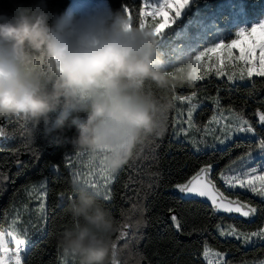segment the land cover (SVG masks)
Instances as JSON below:
<instances>
[{"label":"clouds","instance_id":"1","mask_svg":"<svg viewBox=\"0 0 264 264\" xmlns=\"http://www.w3.org/2000/svg\"><path fill=\"white\" fill-rule=\"evenodd\" d=\"M155 37L123 10L90 5L69 14L50 11L47 0L15 3L0 13V119L21 117L32 137L74 128L77 152L118 174L149 138L166 132L171 102L154 89L194 82L192 59L161 66ZM71 192L60 250L75 264H112L119 226L102 192L79 178Z\"/></svg>","mask_w":264,"mask_h":264},{"label":"trees","instance_id":"2","mask_svg":"<svg viewBox=\"0 0 264 264\" xmlns=\"http://www.w3.org/2000/svg\"><path fill=\"white\" fill-rule=\"evenodd\" d=\"M106 1L108 9L112 10H123L127 2L133 13L134 24L138 25L139 3H133V0ZM199 1L204 0H193L183 16L164 30L161 38L171 35L183 24L188 11ZM69 2V0H47L49 10L56 13H65ZM15 3L29 5L33 0H0V13H11ZM148 22H151V18H148ZM217 41V38L214 39L208 46L216 44ZM157 46L159 52L161 44L157 42ZM159 56L162 60L161 66L165 70H172L185 61L193 59L192 55L175 58L171 52L164 55L159 53ZM173 73L175 75V72ZM218 89L222 97L220 109H228L232 106L236 111H243L244 118L256 129V134L233 138L223 147L194 151L184 141L175 139L170 132L173 111L180 103L173 97L191 95L193 91L198 95L205 94V97L216 96ZM154 92L158 98L171 102L167 113V129L162 137L153 138L158 145L155 147V158L143 159L144 155L151 154L147 147L140 146L136 155L112 181L111 202L102 200L119 226V230L112 236L113 243H118L117 237L120 236L121 226L126 222L125 217L130 218L136 211L134 205H143L145 208L143 216L147 223L143 225L131 246V251L139 264H148V259L153 264H208L204 256L205 244L208 249L225 253V259L231 264H261L264 262V241L245 245L235 238L220 236L219 231L214 227L216 223H222L225 227L229 224H237L244 231L251 232L255 231L257 226H264L260 224L259 219L246 224V221L234 216L213 214L208 205L199 201L195 203L184 201L177 195L164 191L172 188L175 183H183L202 165L215 163L218 169L212 175V179L225 195L232 198L239 196L241 200L252 203L253 206L260 203V198L250 191L226 189L219 180L218 173L232 161L253 150L258 145V139L264 136V124L259 121V114L264 112V77L254 76L246 83L229 84L226 80H216L214 76L209 75L191 84L178 83L174 89L171 88L166 92L159 89H154ZM197 101L200 102L199 99ZM213 103L201 105L196 117H199L200 113L204 119L211 115L213 107L217 108ZM0 126L5 137H8V139L3 137L0 142V231L27 229L32 233L35 227L42 226V232H36L30 237L31 243L27 255L24 256L25 264H59L61 250L58 248L57 240L65 226L71 223L66 208L70 199L68 197L72 196V173L86 172L84 166L87 156L76 155L78 152L71 144L74 128L66 131L59 140H54L56 137L54 134L46 135L41 130L31 138L32 143L29 144L26 143V137L21 135L24 131L22 119L13 118L11 121L0 119ZM34 154L39 158L34 159ZM65 156L70 158L75 168L69 167V161L65 160ZM156 172L160 174L159 186L155 187L153 194L143 199V192L140 191L138 194V190L142 189V182L148 183L149 176ZM2 175H7L9 179L3 180ZM129 177L132 178V182H129ZM42 180L47 181V197L44 200L46 220L41 219L38 211L41 203L38 193L31 191L32 186H38ZM62 192L68 193V196L60 199ZM169 207L179 213L182 221L187 222L185 233L190 230L193 223L198 227H206L207 230L202 234L194 233L191 236L177 232L169 223L172 214L167 211ZM13 221H16L15 225ZM121 259L125 260L123 257Z\"/></svg>","mask_w":264,"mask_h":264},{"label":"snow or ice","instance_id":"3","mask_svg":"<svg viewBox=\"0 0 264 264\" xmlns=\"http://www.w3.org/2000/svg\"><path fill=\"white\" fill-rule=\"evenodd\" d=\"M133 3H139L138 10L139 21L138 25L141 28H152L153 34L157 35L162 32L173 20V13L179 16L181 10L189 3V0H133ZM123 11L128 14L129 20L134 24L133 13L126 2L123 7ZM148 18H151V22H148ZM196 68L194 69L192 79L193 81L203 80L205 76L214 73L217 77L226 76L228 81H245L251 80L254 76L264 77V21L253 24L250 28H241L236 38L230 41H223L204 48L193 59ZM174 76V73H170ZM255 87V83H253ZM175 85L173 86V89ZM181 104L187 103V119L182 118V114L178 113V117L173 123V136L179 137L181 133L185 137H189V128L193 127V113L197 108L198 94L193 91L191 95H180L173 97ZM211 98L217 109H220V101L222 97L219 95V89L215 97H205V99ZM227 111L230 113V122L221 124L220 120L213 117L209 121L208 125H205L203 131L207 134H211L213 137V144L209 145L206 138L200 140L191 139L190 143L193 149L197 152L203 150L206 146H214L215 142L224 144L226 140L235 133H252L256 134V129L252 127L244 118L243 111H236L232 106H229ZM13 118L16 120L22 119L19 116L7 118L11 121ZM259 121L264 124V112L259 114ZM215 123L218 128L213 129L209 125ZM184 124L188 125V128L183 127ZM248 125V126H244ZM200 131L199 128L196 129ZM216 131H219L223 136H216ZM26 137V143H32V135L30 134L27 125L24 122V131L21 133ZM0 137H5V133L0 131ZM59 137H55L54 140H59ZM148 148V152L151 155H144L143 159L155 158V140L149 138L144 144ZM258 148L261 156H264V136L258 139ZM142 151V149H141ZM78 157L86 154L77 153ZM253 152L249 151L247 156L240 157L238 160L232 161L228 166V171L234 173L233 175H226L223 171L220 173V177L228 189H244L250 191L260 198V203L253 206L252 203H244L239 196L236 199H231L220 190L210 178L212 165L205 164L200 167L191 177L187 178L183 183H175L172 187L176 190L175 195L179 196L181 200L197 202L198 198L200 203L210 202L209 208L213 214H238V218H248L246 224L252 223L257 219L260 220V224L264 225V160H261L255 167L252 166L255 161L253 160ZM89 164L87 172L73 171L72 179L79 178L82 182L86 183L91 188L99 189L102 192L105 202L110 203L113 198L111 191V183L115 179L116 174L111 173L99 158H92L86 155ZM34 159H38L39 156L34 154ZM65 160L69 161V167L75 168V164L71 163L70 158L65 156ZM19 163V161H17ZM131 167V166H130ZM3 180H8L7 175H2ZM160 174L158 172L152 173L149 176V182L144 184L142 182V189L138 190L143 192L142 198L146 199L148 195L154 193L155 187L159 186ZM101 180L103 183H101ZM129 182H132V178L129 177ZM127 187V184H125ZM32 192H37L41 201L39 205V213L41 219L46 220L45 204L44 200L47 197V181L42 180L39 185H33ZM72 193V192H71ZM68 196V193L62 192L60 199ZM71 198V197H68ZM134 209L138 211L139 216L136 219L125 217V224L121 226L120 236L127 235L128 230H139L143 227L147 221L144 219L143 213L145 208L143 205H134ZM169 213H172L169 217V223L171 226L181 234H187L189 236L194 233L202 234L207 230L206 227H198L193 223L190 230L184 232L186 221H182L179 213L175 212L171 207L167 209ZM207 219V218H206ZM163 222V221H161ZM16 221H13L15 225ZM214 227L219 231L220 236L225 238H235L238 241H242L243 244H254L257 241H264V226H257L255 231H244L241 226L237 224H229L227 227L222 223H216ZM43 227H35L32 233H29L27 229L0 231V264H25L24 256L27 255V250L30 246L31 235L36 232H42ZM133 237L136 238V232L133 231ZM59 248V246H58ZM60 249V248H59ZM117 247L113 243V262L112 264H119L116 259ZM64 255V254H63ZM208 255V246L205 244L204 256ZM217 256L220 257L217 264H231V262L225 259V253L218 252ZM65 256V255H64ZM67 257V256H65ZM147 259V258H145ZM139 264V262H138ZM148 264L153 262L148 259ZM264 264V262H261Z\"/></svg>","mask_w":264,"mask_h":264},{"label":"rangeland","instance_id":"4","mask_svg":"<svg viewBox=\"0 0 264 264\" xmlns=\"http://www.w3.org/2000/svg\"><path fill=\"white\" fill-rule=\"evenodd\" d=\"M69 1H70L69 5L65 11L68 12L69 14L73 12L82 11L85 7L90 5H95L96 8L100 11H106L108 9V4L106 0H69ZM192 1L193 0H189V3L181 10L179 16H176L175 13H173L172 22L164 30H166L168 27H170L173 23H175L183 16V14L185 13L189 5L192 3ZM261 21H264V0L199 1L195 3L194 6L188 11L186 21L183 24H181L177 29H175L171 35L165 36V38L162 39L161 37L163 35L164 30L156 35L155 38L158 44H161V48L158 54L160 53L161 55H164L167 52H171V55H173L175 58H177L178 56L181 57V56H191V55L194 58L204 48L209 47L208 44H210L214 39L216 38L218 39L216 43L220 42L221 40L225 42L230 41L236 38V34L241 28H250L253 24ZM209 75L214 76L216 80H226L229 84L246 83L249 81V80H245V81L237 80L230 82L227 80L226 76L217 77L215 76L214 73H211ZM209 75L205 76V78H207ZM208 97H215V96L210 95ZM197 99H199L200 102L196 101L197 108L193 113V127L189 128L190 136L185 137L183 133H181L179 137L174 136L175 139L184 141L194 151L196 150L193 149L191 146L190 143L191 139L200 140L202 138H206L208 140L209 145L213 144L212 135L207 134L203 131L204 126L208 125L209 121L212 120L213 117L219 119L221 124L230 122V113L227 111V109L218 110L216 107H213V111L211 115H209L207 118L204 119L202 113L199 114V117H196L197 110L201 107V105L206 103L207 104L213 103V100L211 98L205 99V94H199ZM187 109H188L187 103L184 104L179 103V105L177 104L176 109L173 111V123L177 118H180L178 117V113L182 114V118L186 120ZM173 123L170 129L171 134L173 132ZM209 126L213 129L218 128V126L215 123ZM244 126L246 127L248 125H244ZM183 127L188 128V125L184 124ZM197 128L200 129L199 132L196 131ZM215 135L220 136L221 139H223V136L219 131H216ZM245 135L247 134L235 133L230 137V139L226 140L224 144L215 142L214 146H206L203 148V150H207L212 147H223L233 138L241 137ZM251 151L254 154L253 160L255 161V163H253L252 166L255 167L261 160H264V156L260 155L258 145ZM243 156L246 157L247 153ZM239 158H237L236 160H238ZM88 164H89V160L87 158L86 164L84 166L86 172L88 171ZM222 171L226 175H233L234 173H230L228 171V166L223 168L218 173L219 180L224 185V187L228 189L220 177V173ZM101 183H103L102 180ZM236 190H243V189L237 188ZM138 216L139 213L135 211L130 216V218L134 220L138 218ZM141 229L142 228H140L139 230L125 229V231H127V235L121 237L118 240V243L116 244L118 250L116 259L119 262V264H122L123 262H126V264H138L137 258H135V256L131 251V246L134 244V240H135V238L133 237V231L136 232V236H137L139 235ZM2 231H5L7 233L8 231L11 230L4 229ZM216 253L218 252L208 249V255L205 257L208 261V264H217L220 257L217 256ZM121 257H123L125 260L121 259ZM59 264H75V262L71 257H65L61 251Z\"/></svg>","mask_w":264,"mask_h":264},{"label":"water","instance_id":"5","mask_svg":"<svg viewBox=\"0 0 264 264\" xmlns=\"http://www.w3.org/2000/svg\"><path fill=\"white\" fill-rule=\"evenodd\" d=\"M0 131H2L1 130V126H0ZM3 140V137H0V142ZM212 165V170H211V174H210V178L212 179V175L217 171V169H218V165L217 164H215V163H212L211 164ZM204 165H202L201 167H203ZM195 173V172H194ZM193 173V174H194ZM192 174V175H193ZM191 175V176H192ZM190 176V177H191ZM213 180V179H212ZM214 181V180H213ZM214 183L216 184V182L214 181ZM216 186H217V184H216ZM218 187V186H217ZM219 188V187H218ZM221 190V189H220ZM222 191V190H221ZM175 192H176V190L172 187V188H169V189H166L165 191H164V193H170V194H173V195H175ZM227 196V195H226ZM179 197V196H178ZM229 198H231V199H236V197L235 198H232V197H230V196H228ZM200 199H203V198H198V200L197 201H199ZM184 201H186V200H184ZM243 201V200H242ZM244 203H247V202H245V201H243ZM203 204H205V203H203ZM206 205H210V202H208V203H206ZM216 215H220V216H234V217H236L237 219H240V220H243V221H247L248 220V218H238V214H224V213H219V214H216Z\"/></svg>","mask_w":264,"mask_h":264}]
</instances>
